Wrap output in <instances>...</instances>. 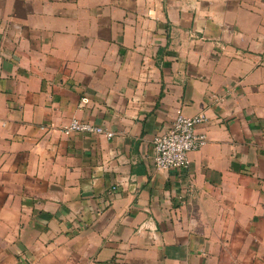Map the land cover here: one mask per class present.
<instances>
[{
    "label": "crops",
    "instance_id": "crops-1",
    "mask_svg": "<svg viewBox=\"0 0 264 264\" xmlns=\"http://www.w3.org/2000/svg\"><path fill=\"white\" fill-rule=\"evenodd\" d=\"M0 264H264V0H0Z\"/></svg>",
    "mask_w": 264,
    "mask_h": 264
},
{
    "label": "built area",
    "instance_id": "built-area-1",
    "mask_svg": "<svg viewBox=\"0 0 264 264\" xmlns=\"http://www.w3.org/2000/svg\"><path fill=\"white\" fill-rule=\"evenodd\" d=\"M204 120L203 115L185 116L178 113L167 130L152 139L153 167L164 171L188 167L189 152L201 149L207 142L206 133L197 130V125ZM74 131L103 134L108 138L113 136V132L100 126L72 118L62 126V132L67 135Z\"/></svg>",
    "mask_w": 264,
    "mask_h": 264
}]
</instances>
